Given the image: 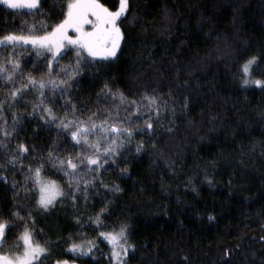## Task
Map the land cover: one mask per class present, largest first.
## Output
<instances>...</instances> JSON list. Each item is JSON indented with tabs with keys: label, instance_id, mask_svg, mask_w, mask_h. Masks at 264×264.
<instances>
[{
	"label": "trees",
	"instance_id": "16d2710c",
	"mask_svg": "<svg viewBox=\"0 0 264 264\" xmlns=\"http://www.w3.org/2000/svg\"><path fill=\"white\" fill-rule=\"evenodd\" d=\"M99 1L111 10L118 5V0ZM71 2L40 0L39 9L31 11L0 2V37L42 34L64 18ZM118 26L124 38L116 57L92 67L82 54L83 72L71 81L66 97L45 92L48 106L62 116L64 108L57 106L70 98L78 110L86 109L81 118L107 111L115 115L113 105L119 100L97 95L107 81L130 99L156 89L169 105L159 115L164 124L157 129L152 121L155 135L138 129L133 143L120 149L116 164L110 162L104 166L109 171L98 174L109 187L96 180L95 186L88 185L87 199L77 194L74 207L67 198V178L45 162L53 148L61 157L74 154V142L32 114L36 93L31 87L10 107L12 82L0 80L3 118L11 125L13 112L24 117L17 122L20 130L5 138L8 147L23 142L36 148L14 169L0 149V218L15 229L6 230L3 253L13 249L26 225L48 249L44 264H264V0H129ZM37 51L0 45V63L10 67L9 60L19 62L14 81L21 71L25 79L29 74L47 79L49 54ZM75 60L73 55L58 66L53 63L56 78L63 79L59 69ZM124 107L120 105L121 115ZM167 127L174 130L164 131ZM141 141L144 150L137 153ZM36 167H41L43 179L63 190L47 212L37 203V186L26 179L29 168ZM112 184L123 191L111 192ZM105 205L97 224L94 217ZM17 210L19 216H13ZM121 223L128 225L131 247L116 263L111 244L99 233L118 230ZM88 241L94 245L89 256L69 252L72 242Z\"/></svg>",
	"mask_w": 264,
	"mask_h": 264
},
{
	"label": "snow or ice",
	"instance_id": "6c2138e0",
	"mask_svg": "<svg viewBox=\"0 0 264 264\" xmlns=\"http://www.w3.org/2000/svg\"><path fill=\"white\" fill-rule=\"evenodd\" d=\"M0 2L13 9H39L40 6V0H0ZM128 9L129 0H118L115 10L109 9L99 0H73L67 5L64 18L50 30L42 31V34L39 35L30 31L27 35L8 34L0 37V45L3 48H7L9 45H12L13 49L31 45L38 50L37 55L43 54L39 51L40 49L49 54L45 57L48 69L47 79L37 80L31 74L25 79L21 71V78L14 81L13 76L20 69V64L18 61L9 60L8 65L10 67L0 63V80L6 83L12 82L8 90L10 95L7 98L10 107L12 103L21 102L17 100V97H24L23 89L31 87L36 93L34 97L36 102L32 104V114H35L39 120L44 121L45 125L60 129L61 132L58 135H67L74 142L72 145L76 149L74 154L69 153L61 157L53 148L48 151L47 160L45 161L56 167L57 171L67 178L69 188L67 198L73 202L74 207L76 206L75 201L78 193H82L84 198L87 199L89 184L95 186V181L100 180L103 185V181L98 175L101 169L107 172L109 168H105V165L110 162L113 165L116 164V157L119 155L120 149L124 148L126 144L133 143L134 133L138 129L141 134L155 135L151 131L153 129L152 121L155 120L157 129L161 128L164 124V121L159 118L161 109L169 107L168 101L163 100L156 89L151 92L144 91L140 93L138 98L130 99L118 87L113 90L107 81L103 83L97 95H102L105 100H119V104L113 105L117 109L115 115L111 111H107L100 116L92 113L85 118H81L86 109L78 110L77 105L72 103L70 98L65 99L64 105L57 106L64 108L62 116H57L53 108L48 106L47 101L50 96H46L45 92H48L51 96L66 97L70 88L73 87L71 81L83 72L84 69L81 67L82 54L86 53L87 58H90L86 66L92 67L103 66L105 62H109L116 57L120 42L124 38L117 22L121 20V17H126ZM70 31L73 35H69ZM73 55H75L76 60L68 67L60 68L59 71L63 73L64 78L57 79L52 71L53 63L58 66L60 60L70 58ZM254 61L255 57L244 65V72L248 71V66ZM76 83L78 85L79 81ZM256 83L260 82L257 81ZM17 84L21 87H17ZM53 103H55L54 100ZM183 104L185 108L188 107L187 97H185ZM120 105L125 106L123 115L119 111ZM3 109L4 101L0 100V149L7 154L5 156L7 164L14 169L25 158V154L30 152V149L34 153L36 148L34 144L29 146L23 142L15 144L11 149L8 147L9 141L5 138L20 130L17 127V122L18 120L23 121L24 117L18 118L13 112V123L9 125L3 118ZM172 110L174 111V109ZM133 116H135V119H132ZM140 125H143V128H140ZM173 130V127L164 128L166 132H172ZM150 143L152 142L150 141ZM77 146L79 147L77 148ZM143 150L144 144L141 141L136 144V152L139 153ZM54 153L56 154L54 155ZM120 171L127 173L126 168L120 169ZM93 173L97 175L92 176ZM85 175H88L89 179L84 180ZM0 179L3 178L0 177ZM26 179H31L32 183L38 186L39 199L37 203L39 207L45 212L49 211L50 208H54L56 195H63L56 182L42 180L41 167L29 168ZM82 181L84 183L83 188L80 187ZM103 187L108 188L109 186L103 185ZM109 190L113 193L123 191L117 184H112ZM63 202V200L60 201L61 204ZM106 208L107 205L100 209L94 217V222L99 224L101 215L106 211ZM12 214L13 216H19V211H14ZM209 219L213 218L209 217ZM77 222H79L78 218ZM6 230L8 232L15 231L14 228L8 226L6 220L0 218V264H34L35 261L44 264V260L49 259L48 256H44V260L39 259L47 249L39 243L33 242L32 234L26 225L18 237V240L23 242L22 245L18 244V247H23V252L11 256L4 254L3 246L8 242L5 238ZM127 231L128 225L121 223L118 230L99 233L112 245V255L117 260H119L121 253L126 256L128 247H131V245H128ZM92 247L91 241L87 242L86 247L83 243L72 242L69 251L87 254L92 251ZM56 264H68V262L57 260Z\"/></svg>",
	"mask_w": 264,
	"mask_h": 264
},
{
	"label": "rangeland",
	"instance_id": "374dc122",
	"mask_svg": "<svg viewBox=\"0 0 264 264\" xmlns=\"http://www.w3.org/2000/svg\"><path fill=\"white\" fill-rule=\"evenodd\" d=\"M100 2V1H99ZM101 3V2H100ZM23 10H29V11H31V10H34V9H27V8H24ZM117 23H119V21L117 22ZM69 35H73V33L70 31L69 32ZM121 44V43H120ZM25 46H31V45H25ZM32 47V46H31ZM118 52V51H117ZM117 54V53H116ZM42 178V177H41ZM42 180H44V181H50V180H45V179H43L42 178ZM56 185L58 186V188H59V190L61 191V192H63V190H62V188H61V186H60V184L59 183H57L56 182ZM37 188H38V186H37ZM62 196L61 195H56V197H55V200H54V204H56V202L61 198ZM31 232V231H30ZM31 234H32V232H31ZM32 239H33V242L34 243H37L36 241H35V239H34V237H33V234H32ZM22 241H17V243H15V245L13 246V249H11L6 255H13V254H16V255H19V254H21L22 252H23V247H18V244L19 245H22ZM84 245H85V247L87 246V243H83ZM42 247H44V248H46L47 249V247L45 246V245H42V244H40ZM112 246V245H111ZM126 246V245H125ZM127 247V246H126ZM94 249V245H93V247H92V250ZM117 251H119V249H117ZM69 252H71V253H74V252H72V251H69ZM92 252V251H91ZM91 252H88L87 254H82V253H80V252H75V253H78V254H81V255H86V256H89L90 254H91ZM48 254V249H47V251L44 253V254H42L41 256H40V260L45 256V255H47ZM127 255H128V252H127ZM127 255L125 256V255H123V253H121V255H120V258H119V260H117V259H115L114 258V260H115V262L116 263H120L121 262V259L122 258H124V256H125V258L127 257ZM39 261H35L34 262V264H36V263H38ZM68 264H73V263H70V262H68Z\"/></svg>",
	"mask_w": 264,
	"mask_h": 264
}]
</instances>
